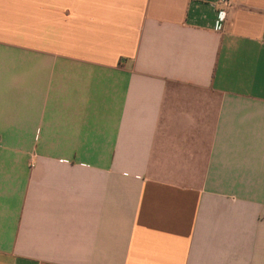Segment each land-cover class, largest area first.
Segmentation results:
<instances>
[{
  "label": "crops",
  "instance_id": "1",
  "mask_svg": "<svg viewBox=\"0 0 264 264\" xmlns=\"http://www.w3.org/2000/svg\"><path fill=\"white\" fill-rule=\"evenodd\" d=\"M0 264H264V0H0Z\"/></svg>",
  "mask_w": 264,
  "mask_h": 264
}]
</instances>
